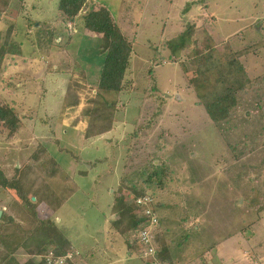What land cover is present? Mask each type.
Wrapping results in <instances>:
<instances>
[{
	"label": "rangeland",
	"instance_id": "rangeland-1",
	"mask_svg": "<svg viewBox=\"0 0 264 264\" xmlns=\"http://www.w3.org/2000/svg\"><path fill=\"white\" fill-rule=\"evenodd\" d=\"M57 2L0 0V43L11 23L23 30L13 35L0 78V102L23 119L14 135L0 122V167L6 176L42 146L92 197L102 192L110 197L108 186L116 189L114 196L123 184L147 188L172 264H264V0H87L86 10L108 7L134 44L123 89L108 96L115 104L114 130L86 141L76 128L84 124L85 133L96 99L105 60L101 34L85 28L84 11L63 20ZM189 25L195 27L193 43L178 60L170 58L167 40ZM205 31L221 52L225 45L245 50L240 61L253 81L239 94L224 131L189 82L194 67L188 55L203 45ZM70 94L77 103H70ZM155 167H162L163 175L145 182L143 170ZM75 196L65 202L72 207L66 231L56 213L51 217L73 245L84 244L83 257L91 241L76 238L91 227L84 226L83 213L76 218ZM18 198L0 186V210L22 225L29 216ZM82 204L89 208L86 215H94L92 203ZM0 223L7 244L23 240L13 222ZM23 251L16 255L25 261L29 256ZM69 252L75 264L76 249Z\"/></svg>",
	"mask_w": 264,
	"mask_h": 264
},
{
	"label": "trees",
	"instance_id": "trees-1",
	"mask_svg": "<svg viewBox=\"0 0 264 264\" xmlns=\"http://www.w3.org/2000/svg\"><path fill=\"white\" fill-rule=\"evenodd\" d=\"M86 5L87 0H58L57 10L65 21L74 20L84 11L85 28L101 34L100 53L105 54V60L101 68L96 99L85 130V137L92 138L113 128L115 104L108 96L123 89L134 41L124 33L108 7L101 6L98 9L86 10ZM187 10L188 8L185 9ZM14 24L11 23L8 27L5 42L0 43V78L3 60L9 53L13 35L17 37V34L20 35L23 31L18 30ZM34 26L41 29L40 26L37 27V23H34ZM19 29L23 28L19 27ZM194 29V25H189L183 32L167 40L166 47L170 50V58L178 60L182 51L189 48L193 43ZM29 32L30 30L27 29V34ZM204 34L206 38L203 45L200 47L196 45L188 55L194 67V75L189 82L214 124L224 131L223 126L230 120L233 110L238 105L239 94L253 81L240 61L245 50L233 52L229 45H225V50L221 52L217 49L211 34L208 31ZM31 39L29 43L33 44ZM70 95V103H77V99L76 101L72 99L73 94ZM22 120L20 112L15 107L0 102V122L10 130L11 135L20 128ZM143 172H147L145 182L150 183L153 178L156 180L161 178L163 168L155 167L149 171L144 169ZM0 186L17 193L23 211L29 216L21 225L3 211L0 222H13L18 230L16 232L23 236V240L19 244H7L5 238L0 235V264H47L44 260L36 262L33 257L43 256L49 250H54L58 255H65L72 250L74 246L71 240L51 216L77 192L79 187L75 179L60 167L46 148L38 147L28 162L20 168H15V174L11 178L7 177L0 167ZM146 193L147 188L142 189L137 183L129 187L123 184L118 194L114 196L112 206V212L119 216V223L116 222L117 228L125 238V242L132 249H137L138 254L141 248L135 233L145 227L146 219L131 200ZM41 206H44L43 214L39 209ZM2 227L3 224L0 225V228ZM161 231L159 229L157 236L159 255L164 262L171 264L169 250L160 241ZM19 249L24 250L29 258L25 261L18 259L16 253ZM66 264L74 263L69 261Z\"/></svg>",
	"mask_w": 264,
	"mask_h": 264
},
{
	"label": "crops",
	"instance_id": "crops-1",
	"mask_svg": "<svg viewBox=\"0 0 264 264\" xmlns=\"http://www.w3.org/2000/svg\"><path fill=\"white\" fill-rule=\"evenodd\" d=\"M83 129H84V124L83 126L80 127L78 126L76 128V136L78 138H81L82 141H86L89 139L94 140L96 138H102L103 136H108L109 134L112 133V130H114L112 129L111 131L106 132L100 136L86 138ZM108 141H110V139ZM71 174L75 178L74 174L73 173ZM77 184L79 188L76 192L75 198L73 199L74 201H72L73 205L76 206V218H79L78 216L79 213H83L85 215V224H86L84 226L86 227L90 226L91 228L90 231L85 235V237L83 238L78 237L76 239L80 240V242L91 241L90 244L86 246L85 256L83 257L85 259L93 258L95 262L85 263L83 257H80V251H79L80 246L81 245L84 246L83 243H80V246L78 244L73 245L77 252L75 264H134L133 262L135 261L133 260H135V257L139 259L138 262L139 264H141L140 256H138V253H136L137 249L134 250V248L133 249L131 248V250H129V246L127 247L123 235L117 228L116 218L118 215L112 212V206L114 203V192L116 189H112L109 186L107 187L106 190L109 194H111L110 197L107 196L105 192L104 193L102 192L101 195L99 193L98 194L94 193V197H92L93 192L89 193L87 191H84L82 190L83 188L79 184V182H77ZM70 198L67 200V202H69ZM86 201L89 204L90 203L93 204V206L91 205V209H92L91 212H94V215L91 216L86 215L85 209L89 210V208H86V205L82 204V203H86ZM102 204H105L104 207L105 209L104 208L102 209L103 207ZM71 209L72 207L70 205L64 204L56 212V217L58 218L59 223L64 226L63 229L65 231L66 228H69L67 226L66 220L68 217H71L72 215ZM107 211L109 213L108 215L106 214ZM160 222H161L160 229L162 230L163 229L162 219Z\"/></svg>",
	"mask_w": 264,
	"mask_h": 264
},
{
	"label": "built area",
	"instance_id": "built-area-1",
	"mask_svg": "<svg viewBox=\"0 0 264 264\" xmlns=\"http://www.w3.org/2000/svg\"><path fill=\"white\" fill-rule=\"evenodd\" d=\"M146 219V225L135 233L140 245L141 264H166L159 255L157 236L160 229V217L155 207V199L151 194H144L131 200ZM74 258V253L58 255L54 250L40 257L47 264H66Z\"/></svg>",
	"mask_w": 264,
	"mask_h": 264
},
{
	"label": "water",
	"instance_id": "water-1",
	"mask_svg": "<svg viewBox=\"0 0 264 264\" xmlns=\"http://www.w3.org/2000/svg\"><path fill=\"white\" fill-rule=\"evenodd\" d=\"M2 214H3V211H2V210H0V219H1V217H2Z\"/></svg>",
	"mask_w": 264,
	"mask_h": 264
}]
</instances>
